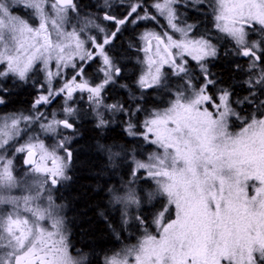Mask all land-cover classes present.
<instances>
[{"label": "snow or ice", "instance_id": "6c2138e0", "mask_svg": "<svg viewBox=\"0 0 264 264\" xmlns=\"http://www.w3.org/2000/svg\"><path fill=\"white\" fill-rule=\"evenodd\" d=\"M84 7L0 0V264H264V0ZM21 89L29 107L4 111ZM86 123L120 244L100 252L61 202Z\"/></svg>", "mask_w": 264, "mask_h": 264}, {"label": "trees", "instance_id": "16d2710c", "mask_svg": "<svg viewBox=\"0 0 264 264\" xmlns=\"http://www.w3.org/2000/svg\"><path fill=\"white\" fill-rule=\"evenodd\" d=\"M87 2L89 0H80ZM116 40L117 51L130 57L128 42ZM131 76L132 69H128ZM214 72H219L227 80L226 63L218 62ZM123 95V92H121ZM34 98V90L21 89L10 98L6 111L26 110ZM82 136L73 144L74 167L70 173L72 180L61 189L62 203L66 205V212L72 224L73 240L78 247H94L97 252L119 247L120 244L106 230L104 221L99 217V211L106 203L104 194L99 191L98 185H102L103 179L98 178L100 168L103 166L102 157L96 151L97 133L92 130L91 124H85L81 129ZM122 134L120 128H115L110 135L118 138ZM102 142V141H101Z\"/></svg>", "mask_w": 264, "mask_h": 264}, {"label": "flooded vegetation", "instance_id": "af4514ba", "mask_svg": "<svg viewBox=\"0 0 264 264\" xmlns=\"http://www.w3.org/2000/svg\"><path fill=\"white\" fill-rule=\"evenodd\" d=\"M80 2H81V5H82V6H87V7H84V11H86V12H95V11H96V9L93 8V7H91V6L94 5V4H96L97 0H89V1H87V2H82V1H80ZM141 30H142V29H141ZM139 31H140V30H137V32L134 33V32L131 30V28H130L129 31L125 32L123 35H121V36L119 37L120 40L124 41V39H126L125 41L128 42L126 48H128V50H129V52H130V54H131V58H132V59H128V60H126L125 62L127 63V69H126V72L129 71L128 69H132V73H131V74H134V72L138 70V66L134 67V65H135V55H134V53H135V49H134V48H133V49H129V44L132 43L135 39L138 38V32H139ZM119 39H118V40H119ZM115 43H116V42H115ZM214 67H215V66H213V69H212V70H214ZM4 111H6V109H4ZM86 124H88V123H86Z\"/></svg>", "mask_w": 264, "mask_h": 264}, {"label": "rangeland", "instance_id": "374dc122", "mask_svg": "<svg viewBox=\"0 0 264 264\" xmlns=\"http://www.w3.org/2000/svg\"><path fill=\"white\" fill-rule=\"evenodd\" d=\"M65 211L67 212V211H68V209L66 208V209H65Z\"/></svg>", "mask_w": 264, "mask_h": 264}]
</instances>
